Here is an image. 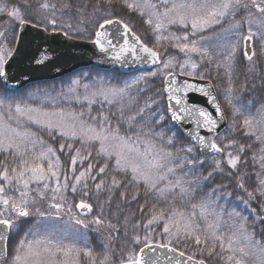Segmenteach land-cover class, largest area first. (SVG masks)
<instances>
[{"label":"snow or ice","instance_id":"6c2138e0","mask_svg":"<svg viewBox=\"0 0 264 264\" xmlns=\"http://www.w3.org/2000/svg\"><path fill=\"white\" fill-rule=\"evenodd\" d=\"M40 8L51 9V14L33 20L19 7L9 8L0 0V17L6 18L0 23L15 25L11 29L13 45L20 43V34L27 26L44 33L57 32L56 5L44 2ZM98 8L105 14L95 20L96 31L91 42L100 52L108 54L107 62L121 67L127 63L126 53L145 63L159 65V74L166 85L163 89L165 107L163 112L159 109L150 111L147 117L145 109H152L156 101L135 109L131 107L129 90L139 80L123 87L111 86L102 80L91 84L75 80L67 92L62 91L58 96L43 92L33 94L28 102L11 103L0 98V163L3 164L0 167V264H81L82 256L88 264H97L87 245L79 246L80 238L86 236L81 230L89 229L90 225H102L104 205L111 206L113 198L117 210L129 196L136 200L140 193L130 191L129 186L142 187L145 195L164 202L165 207L158 208L154 204L149 210L143 234L133 235L134 244L139 247L122 264H204L203 260L194 261L192 255L184 259L185 252L176 246L189 240L204 246L209 255H220L226 264H264V244L258 245L252 239L247 230V217L234 208L226 211L215 196L198 195L201 181L209 180L212 172L191 178L197 171L196 166L204 163L195 156L194 148L205 155L222 154L219 159L214 155L213 171H224L221 165L225 163L231 169H237L245 145L237 144L235 140H226L219 145L216 135L209 137L201 133L204 129L206 133L216 134L219 122L224 119L216 96L198 82L181 81L178 84L175 74L166 71L174 68L177 61L173 58L162 61L159 52L141 42L115 12L116 8H123L146 16L145 22L155 33L156 45L159 46L161 40L173 41L172 46L184 54L179 74L191 75L193 81H199L205 77L196 72L198 64L192 61V54L201 60L205 57L211 60L208 49L201 43L205 37L199 34L220 25L226 17L234 20L235 13L241 9L254 8L260 15L254 20L253 13L248 12L247 34L241 30V23H235L229 29L237 39L230 42L222 64L231 81L232 62L241 45L246 60L252 62L256 56L251 48L257 35L251 27L253 23L259 25L264 49V0H98ZM98 8L94 6L93 16ZM109 11L111 16L107 14ZM112 26L119 27L113 30ZM170 26L188 31L181 35H166ZM71 28V24H65L59 31L67 39H73L66 30ZM129 34L133 35L134 44L125 39ZM121 40L123 47L119 43ZM138 51L142 55H137ZM15 52V47H9L7 30L0 31V83L5 90L9 80L6 65ZM49 60L51 56L47 51H41L34 58L36 65L43 66ZM188 67L191 72L185 73L184 69ZM249 71H254V64L249 65ZM196 94L208 98L216 116L193 100ZM231 94L229 82L225 99L233 107L234 116L242 117L243 135L254 137L264 145V108L255 114L247 106L241 111L233 103ZM63 101L69 105L74 101L83 108L76 111L64 107ZM96 104L100 109L105 104L109 108L98 110L94 115L92 106ZM112 117H115V123ZM175 126L187 128L190 145L177 147ZM38 132L46 133L54 140L59 138L58 149L47 144ZM57 151L69 154L67 168L62 167ZM260 152L259 157L252 156L253 164H259L256 172L259 186L248 191L242 182L238 184L249 199L259 196L264 200V147ZM7 161L14 163L9 166ZM85 161H88L86 166ZM94 163L97 165L95 172ZM216 191L213 189V193ZM68 193L75 199L69 200ZM100 200L104 204L94 213L93 201ZM242 203L247 210L248 201L242 200ZM140 211L143 212V208ZM30 217L34 222L27 219ZM256 218L264 222V203H261V214ZM161 221L162 231L157 240L156 229L152 226ZM25 223H31V227L25 229ZM13 233L17 239L9 249ZM66 233L71 235V243H65ZM109 260L105 254L99 264H109Z\"/></svg>","mask_w":264,"mask_h":264},{"label":"trees","instance_id":"16d2710c","mask_svg":"<svg viewBox=\"0 0 264 264\" xmlns=\"http://www.w3.org/2000/svg\"><path fill=\"white\" fill-rule=\"evenodd\" d=\"M3 2L7 3L9 8L12 6L19 7L27 17L33 20L51 14V9L44 10L40 8L42 3L47 2L49 4H55V18L58 22L57 32H60L59 27L61 25L71 24L72 28L66 30L69 31L70 35L74 39L82 41H92V39H94L93 34L96 31L95 20L105 14L102 9L98 8V0H3ZM65 5L68 6L65 7ZM94 6H97L98 8L95 16L92 15ZM115 12L118 13L119 18L128 23L129 27L145 44L155 49H157V47L160 48V53H164V56H167V53L164 51V49L161 46L156 45L154 35L148 34L145 30L149 29V25L145 22V19L139 15V13L136 12L135 15L131 10L123 8H116ZM107 14L111 16L112 12L109 11ZM2 19L6 18L0 17V20ZM13 27H15L13 24L0 23V31L7 30L8 42L12 47H15L16 45L11 43L13 39L11 35V29ZM250 64H254V71H249L248 65ZM155 71L156 70L127 76L122 74L117 69L106 72L89 68L77 71L72 75H68L56 81L31 85L19 92L5 90L2 83H0V98H6L10 103L13 101L20 102L24 101L26 97H31L33 94H37L40 91L57 92L62 88L68 87L73 81L77 79L82 81L102 80L110 84L125 85L133 77L143 75L145 76V79L138 85V89L139 91L148 90V92L144 94L142 103L144 101H151V98H156L162 101L161 103H163L165 106V97L163 92L164 78L162 76L157 78L153 77V75H149V73H154ZM201 74L205 77V79H208L214 83L219 99L229 119V127L226 132L218 137L216 140L217 144L223 145L226 140H235L237 144L245 145V151L241 155V162L239 163L237 170L234 172L227 169L225 165L221 166L224 169L222 173H219L217 170L213 171L214 167L210 166L197 168V171L194 175H192L191 178H196L201 175L207 176L209 172H212L211 178L214 180L211 185L206 181H201L200 188L197 189V193L199 196H203L205 194L208 195V192L213 190L215 187L216 189L222 187L224 188V191L232 194V196H235L236 199H241L243 197L242 200H247L249 206L251 205L253 207L252 210H255L254 212L261 213V203H264V200H262L259 196L256 197L257 200L249 199L247 197V193L243 189L239 188L238 184L242 182L248 191H253L259 186V180L257 179L256 175L259 164H253L252 156L256 155L259 157L262 154L260 152V148L264 147V145H261L259 141L255 140L254 137L243 135L242 122L235 124L234 116L227 100L225 99V93L228 89L229 82H231V95L233 98V103L237 107L241 108V111L244 110V106H247V108L250 106L252 111L253 109H260L264 104V73L254 63V60L252 62H248L242 54H239L237 63L235 62L230 70L231 81H229V77L225 75V68L218 70L217 75L215 72L212 73L211 71H205ZM245 114L247 115L248 113ZM37 134L40 135L47 144L58 149L59 138L54 140L46 133L38 132ZM176 135L178 138L177 145H190V143L183 139L177 130ZM249 144L251 145V148L248 147ZM194 151L197 153L195 148ZM57 155L60 156V163L62 164V167L67 168L70 163L69 158H67L68 153H61L57 151ZM196 155H198L200 160H204L205 162L213 160V158L202 159L198 153ZM0 159H2V157H0ZM6 163L11 166L13 161H7ZM2 166L3 164L0 163V167ZM96 167L97 165H94L95 170ZM129 188L130 191H139L140 194L138 198L136 200H132L129 196V199L126 203H121L119 210L116 208L115 198H113L114 202L111 206L104 205V215L102 217L104 223L99 225V227H97V229L93 232V235H91V242L93 243L91 249L93 255L97 259V264H99V260L102 259L105 254L110 258L109 264H122V261L126 260L128 255L133 250L138 249L139 245L134 244L133 235L143 234L144 225L149 218V210L154 204L158 208L165 207L164 202L154 201L151 195H145L142 187L137 189L133 186H129ZM32 195L35 196L36 193L33 192ZM93 203L95 213L98 211L99 206L104 204L103 200H100L99 202L93 201ZM41 204H43V202H41ZM141 208H143V212L140 211ZM236 209H238V212H241V214H245L244 216L246 217L252 216L246 215L248 213H242L245 209H239L238 207ZM28 220L33 222V219L28 218ZM26 224L27 225L24 227L25 229H27L28 225L31 223ZM109 224H111L112 227H108ZM137 225L139 227H137ZM247 229L252 232L251 234L253 237L255 235V237L264 244V222H258L254 220L252 221V219L247 218ZM14 240L15 236L13 233L9 242V249H11ZM176 246L179 250L184 251L186 255H192L193 258L203 260L207 264H226L225 260L220 255H217L216 253L209 255L205 247L201 248V246H194L186 244L185 242Z\"/></svg>","mask_w":264,"mask_h":264},{"label":"water","instance_id":"95a60500","mask_svg":"<svg viewBox=\"0 0 264 264\" xmlns=\"http://www.w3.org/2000/svg\"><path fill=\"white\" fill-rule=\"evenodd\" d=\"M118 27L119 26H112L113 30ZM132 33L134 32L132 31ZM20 36L21 41L16 45V52L9 61L8 65H6V70L8 71L9 75L6 90L9 91H21L30 85L58 80L77 71L88 68H95L102 71L118 69L126 75H132L142 71H152L157 66H159L151 63H145L142 60H137L133 58L131 53H126L125 55L127 57V63L121 67L120 64L107 62L108 54L100 52L98 47L91 41L67 39L60 32H56L55 34L44 33L36 28L27 26ZM125 39L129 41V44L135 43L132 34H129L127 37H125ZM119 43L120 46L123 47L122 40L119 41ZM41 51H47V53H49L51 56V60L47 62L46 66L36 65L34 62V58L37 57ZM137 55H142V53L138 51ZM174 74L178 84L181 81H188L190 83L198 82L201 85H204L207 90L211 91L216 96V100L220 104V108L223 112L224 119L223 121L219 122V127L216 130V134L206 133L204 129H201V133L209 137L216 135L217 138L226 130L228 126V120L218 99V95L213 83L205 79L193 81L192 77L180 75L178 73ZM165 86L166 85L164 83V87ZM3 87L5 88L4 85ZM193 100L207 111L212 112L214 116L217 115L215 108L211 103L208 102L207 97L196 94L193 96ZM175 127L181 136L187 142L191 143L186 135L187 128H181L180 126ZM188 128H191V126H188ZM199 153L204 158L215 155L212 153H208L207 155L201 152ZM220 155L215 156L220 157ZM186 258L187 255H185L184 259ZM194 261L198 262L196 259H194ZM204 264L206 263L204 262Z\"/></svg>","mask_w":264,"mask_h":264},{"label":"rangeland","instance_id":"374dc122","mask_svg":"<svg viewBox=\"0 0 264 264\" xmlns=\"http://www.w3.org/2000/svg\"><path fill=\"white\" fill-rule=\"evenodd\" d=\"M153 2H157V0H153ZM162 10L163 9H161V11ZM248 12L253 13V19L254 20H255L256 17H258L260 15L259 13H256V10L254 8H249L248 11H245V10L241 9V10H239V11H237L235 13V19L234 20L231 19V18H227L226 17L222 21V23L220 25H216V26H214V28L208 29L205 33H200L199 34V35H203L205 37L204 40L201 41V43L203 44V46L205 48L208 49V51L210 53V56H211V60H209L207 57H205L203 60H201L196 54H192V61L196 62L198 64V67L196 69L197 73H200V72L204 73L205 71H208V72L211 71L212 73L215 72L216 75H217V71L218 70H221L222 68H225L223 66V64H222V61L224 60L225 54L229 51V44H230L231 41L237 39V37L233 36V34L229 31V29L231 28V26L233 24L241 23L242 24V29L241 30L244 32V34H247L248 24H247L246 21H247V18H248ZM132 13L136 15V12H132ZM143 18L146 21L147 17L143 16ZM251 27H252L254 32H257V35L253 38V42H252V47H253V49L256 52V56L253 58V60H254V63L264 73V49H262L261 31L259 29L258 23H253L251 25ZM145 30L147 31L148 34H150V35L153 34L154 37H155V33L152 31L150 26H149V29H145ZM187 31H188L187 29H178L176 26H170L168 32L165 33V34L167 35L169 33H175L176 35H181V34L187 32ZM190 39H192V37H190ZM155 40H156V38H155ZM173 44H174L173 41H168V40H161L160 41V45L159 46H161L164 49V51L167 53V56H164V53H161V57H163L162 61H164V60H166L168 58H173L175 61H177V63H176L174 68L166 70V71H172L173 73H179L180 64L183 63V60L185 59V57H184L183 53H179L178 49H176L175 47L172 46ZM9 47H12L10 43H9ZM159 49L160 48L157 47L156 50L159 51ZM242 52H243V45H241V49L239 51H237L236 57H235L234 61L232 62V66L235 64V62L237 63V61L239 59V54H242ZM217 64H221V68L220 67L218 68ZM158 68L154 72V73H156V75H153V77H157L158 78L159 76H161L159 74ZM184 71H185V73H190L191 72V68L190 67L185 68ZM216 75H215V77H216ZM187 76H191V75H187ZM144 79H145V76H143V75L142 76H136V77H133L128 83H133L134 81L139 80V83L138 84L133 83V87L129 90L130 95L132 97L131 107L133 109H135L138 106L139 107H143L144 105H146V104H148V103H150L152 101H156V103L152 104V109H145L144 113H145V116L147 117L149 115V112L152 111V110H155V109H159L161 112H163V109H164L165 106L163 105V103H161L162 101H160V100H158L156 98H151V101H144L142 103V100L144 99V94L147 93L148 90L147 91H142V90L139 91L138 85ZM80 81H81L82 84L83 83L91 84L95 80H88V81L80 80ZM72 83L68 87L62 88L61 90H59L57 92H53L52 91V92H48V93H51L53 96H58V95H60V93L62 91L63 92H67L69 87L72 85ZM107 84H109L111 86H115V87H123L124 86L123 84H110V83H107ZM80 91H82V89H80ZM39 93H43V92L40 91ZM39 93H37V94H39ZM31 97H26L24 99V101L25 102L30 101ZM31 102L36 103L35 100H32ZM62 104H63L64 107H71L73 110H76V111L82 110V108H83V106L81 104H77L74 101L70 105H69V103L67 101H63ZM229 107H230L231 112H232V114L234 116L233 107L231 105H229ZM108 108H109V106L107 104L104 105L103 109H100V105L96 104V105L92 106V112L95 115V114H97L98 110L106 111ZM248 108L251 110L252 114H255V112L257 111V110H254V109L252 111V108L250 106ZM262 108H264V104H263V106L260 109H262ZM113 111H115L114 108H113ZM112 119H113V123H115L116 122L115 117H112ZM234 120H235V124L239 123V122L241 123L242 122V117L241 116H234ZM33 130L35 131V128H33ZM179 146H182V145H177V147H179ZM37 147H39V145H37ZM76 147H79V145L77 144ZM194 154L199 159V157H198V155H196L197 153L195 151H194ZM181 155H183V153H181ZM68 157H69V154L67 155V158ZM13 163H14V161H13ZM44 163H45V166H47V162L45 161ZM87 163H88V161H85L84 165L86 166ZM94 165H96V164L94 163ZM222 165H225L226 168L231 170L232 172L237 170V169H235V170L231 169L230 167H228L226 165V163L222 164ZM207 166L214 167L213 160H210L209 162H205L204 161L203 165H197L196 167L199 168V167H207ZM238 166H239V164L237 165V168H238ZM77 167L79 169V167H80L79 164L77 165ZM94 170H95V168H93V171ZM217 171L219 173L223 172V171L220 172L219 170H217ZM213 181L214 180L212 178H210L206 182L211 185L213 183ZM203 182H205V181H203ZM35 187L36 186L33 185V188H35ZM214 189H216V187ZM216 190L217 191L215 193H213V190L209 191L208 195L215 196V198L219 201L220 205H222L225 208L226 211H231L233 208L236 211H238V209H236L237 207L239 209H245V204L242 203V198L243 197L241 199H236L235 196H232V194L224 191V188H222V187L221 188L219 187ZM68 197H69V200L75 199V197L71 193H68ZM257 203H258V201H257ZM252 208L253 207L251 205L249 206V204H248L247 210H243L244 212H242V213H248L246 215H252L251 217L247 216V218L252 219V221L253 220L254 221H258V222L261 221L260 219L256 218L257 215H259L261 213L254 212L252 210ZM94 213H95V208H94ZM242 215H245V214H242ZM30 219H33V218L30 217ZM32 221L34 222V219ZM162 224H163V221H161L160 224L152 226V227H154L156 229V238H157V240L160 239L159 233L162 231ZM26 225L27 224L25 223L23 225V227H25ZM29 227H31V224L28 225V228ZM97 227H99V226L90 225L89 229H87V230H83L82 229L81 230V231L86 233V236L80 238V245L79 246L83 247L86 244L87 247L92 251L91 247H92L93 243L91 242V240H92V236L91 235H93V232L97 229ZM225 228H226V226H225ZM248 232L250 234L252 233L249 230H248ZM65 235L67 237L65 239V243H71L72 242L71 235L68 234V233H66ZM14 236H15V240H14L13 244L15 243V241L17 239V236H16L15 233H14ZM252 239H254V241L258 245L263 244V243H261L260 240H258L255 237V235H254V237L252 235ZM185 243L195 246L194 242L191 241V240H189V241H187ZM202 247L204 248V246H201V248ZM81 264H88L87 259L84 258L83 256L81 257Z\"/></svg>","mask_w":264,"mask_h":264}]
</instances>
